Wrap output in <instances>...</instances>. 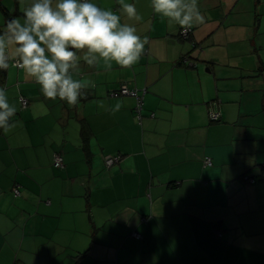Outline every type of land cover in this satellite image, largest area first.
Segmentation results:
<instances>
[{
	"label": "crops",
	"instance_id": "crops-1",
	"mask_svg": "<svg viewBox=\"0 0 264 264\" xmlns=\"http://www.w3.org/2000/svg\"><path fill=\"white\" fill-rule=\"evenodd\" d=\"M126 2L141 19L123 22L147 37L141 57L130 68L81 61L95 87L76 105L45 98L8 69L17 118L0 129V264H264V135L255 123L264 120V0H198L204 21L186 40L150 0ZM123 85L146 90L142 122L135 97L111 96ZM117 154L108 169L104 157Z\"/></svg>",
	"mask_w": 264,
	"mask_h": 264
},
{
	"label": "clouds",
	"instance_id": "clouds-1",
	"mask_svg": "<svg viewBox=\"0 0 264 264\" xmlns=\"http://www.w3.org/2000/svg\"><path fill=\"white\" fill-rule=\"evenodd\" d=\"M117 11L94 0H18L19 16L0 30V70L15 67L40 87L43 96L76 105L95 82L80 73V62L111 69L135 65L147 43L137 28L122 20H140L136 6L117 0ZM155 14L183 29L203 23L198 0H150ZM119 13V14H118ZM117 104L113 111H118ZM17 109L0 86V129L9 130Z\"/></svg>",
	"mask_w": 264,
	"mask_h": 264
},
{
	"label": "built area",
	"instance_id": "built-area-1",
	"mask_svg": "<svg viewBox=\"0 0 264 264\" xmlns=\"http://www.w3.org/2000/svg\"><path fill=\"white\" fill-rule=\"evenodd\" d=\"M193 29L189 28V29H181L180 33H179V37L181 39H188L190 37V35L192 34ZM146 93V90H143V92H141L138 89H132L127 85H123L121 86V88H119L118 90L114 91L111 93V96L113 97H119V96H132L135 97L137 99V106H136V115L137 118L140 122H142V110H143V99H144V95ZM20 104L21 107L23 109H26L29 104H30V100L24 96L20 97ZM220 113H218L217 111H215L213 108H210L209 110V117L211 119V121H218L220 119ZM123 159V156L121 154H117V155H107L104 157V162H105V166L109 169L112 168L114 166H117L121 163ZM54 164L58 167H63L64 166V158L61 154L59 153H55L54 154ZM205 164L207 166H210L213 164L211 159H207ZM248 181H250L251 183H254L255 180H250V178H246ZM13 194L15 197H20L21 196V191H20V186L17 184L13 187ZM135 235H137L138 238H141V235H139L138 233H135ZM221 235V234H220Z\"/></svg>",
	"mask_w": 264,
	"mask_h": 264
},
{
	"label": "rangeland",
	"instance_id": "rangeland-1",
	"mask_svg": "<svg viewBox=\"0 0 264 264\" xmlns=\"http://www.w3.org/2000/svg\"><path fill=\"white\" fill-rule=\"evenodd\" d=\"M17 9H18V0H0V25H3L6 20L13 18L10 16L7 17L5 14V10H7L11 14L15 15V13L17 12ZM261 95H262V98H264V87L261 90ZM260 105L262 106L263 104H260ZM256 110H258V109L254 108V107L251 109L252 112H255ZM262 110H263V114H264V106L261 109V111ZM255 123H260L259 124L260 131L258 134L264 135V120L263 121L255 120ZM256 140H264V137L256 138Z\"/></svg>",
	"mask_w": 264,
	"mask_h": 264
},
{
	"label": "trees",
	"instance_id": "trees-1",
	"mask_svg": "<svg viewBox=\"0 0 264 264\" xmlns=\"http://www.w3.org/2000/svg\"><path fill=\"white\" fill-rule=\"evenodd\" d=\"M5 14L7 17L8 16L15 17L16 15H18V12L15 13V15H13L10 12H8L7 10H5ZM7 75H8V70H0V86H3L5 84ZM215 111H217V110H215ZM217 112L221 114L220 111H217ZM16 118H17L16 115H14V117L11 118V122H13ZM220 118H221V115H220ZM218 121H212V122H218ZM81 136H82V141H83V147H84L86 152H89L91 135H90L89 129L84 125H82V128H81Z\"/></svg>",
	"mask_w": 264,
	"mask_h": 264
}]
</instances>
